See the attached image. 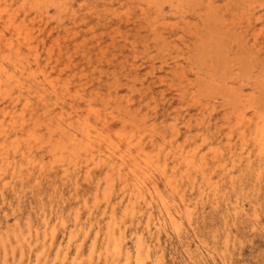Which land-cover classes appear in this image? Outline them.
I'll return each instance as SVG.
<instances>
[{
	"label": "rangeland",
	"instance_id": "374dc122",
	"mask_svg": "<svg viewBox=\"0 0 264 264\" xmlns=\"http://www.w3.org/2000/svg\"><path fill=\"white\" fill-rule=\"evenodd\" d=\"M10 1L12 0H2V4L5 5ZM15 1L13 0L14 4L16 3L14 9L21 10V12L18 11V19L22 21L20 20L21 23L18 24H22L24 21L22 24L24 33L31 32L33 49L27 48L28 45H26L25 39H22L23 36L21 39L24 42L2 23L4 27L0 24V61L6 55L15 60L17 54L15 51L19 48H22L20 50L21 57L26 59L27 64L36 62L35 59L38 56L39 65L37 62L31 64L32 72L35 71L34 73L40 77L39 80H43L44 75L41 71L44 69L49 81L53 84L55 82L54 85L58 89V94H56L50 87L51 85L46 87L49 108L54 110L51 111L53 117H57L59 113L65 111L73 113L74 121H76L77 116L86 117L91 106L93 108L91 122L95 125L94 127L104 128L103 122L97 117L100 115L103 119L107 116L108 125L105 126L104 132L115 138L119 133L134 134L135 141L138 142L141 138V144L153 155H156L162 146V160L166 154H172L181 149L187 151L197 148L200 155L208 156L210 167H214L212 151L220 148L226 155L225 158L229 160L231 156L230 144L233 146L234 153L245 154L241 164L235 168L229 167L232 168L231 175L221 174L220 169L214 175L212 183L220 182L221 194L225 195L218 205L207 201L195 206V203L200 199L199 191L189 190L187 187L186 200L191 204L190 210L193 211V215L189 218L185 215V208L181 204L180 196L174 194L175 197H173L174 195L170 194V197L176 200L177 205L181 206L180 209L184 214L181 236L172 229L170 224H167L160 234L155 232V225L163 222L164 219L156 206L152 209L153 234H146V236L149 237V241L154 247L153 252H158L156 256L162 257V264H264V169L262 172L260 171V174L255 164L257 159L252 143H249L247 147L254 154L255 165L251 170L247 168L245 152L248 150L242 148L238 131L234 127L237 111H245L248 117H252L255 111L264 113V75H262L264 74V7L261 9L262 5L264 6V0H256L258 3L255 0H231L233 2L214 0L212 4L209 2L207 4L209 0H187V2L182 0L181 3L184 4L180 3L181 0H175L177 2L154 0L153 3H150L149 0ZM227 1L230 6L225 5ZM178 2L184 8L177 5ZM23 3H27L26 7L21 5ZM200 3L202 4L199 5ZM160 4L162 5L160 6ZM39 5L41 6L38 7ZM218 5L219 7H217ZM68 7L70 8L68 9ZM150 7H154V9H150ZM214 7L219 9L215 10ZM204 8H207L208 13ZM40 9L42 10L40 11ZM182 9L184 10L182 11ZM155 11L157 12L155 13ZM198 11L202 14L199 15ZM174 12H178L179 15L177 16L178 13ZM157 13L160 15L158 16ZM211 14H213V18ZM209 15L210 18H208ZM181 17L186 18L183 20L185 23L181 21ZM202 18L204 21L211 20L202 23ZM215 18L219 20L216 19V22H213ZM75 21L79 23L75 24L77 23ZM207 22L214 29L211 25L206 24ZM205 26L212 30H206ZM171 29L172 31H170ZM177 30L179 31L177 32ZM185 30L190 31L186 32ZM186 33L188 34L186 35ZM189 33L191 38H189ZM10 39L14 40L16 46L12 52L8 48ZM239 39L243 41L241 42ZM20 41L21 43H19ZM205 50H210V52ZM5 53L6 55H4ZM231 67L233 70H229ZM240 68L243 72L240 71ZM218 69L219 71H217ZM170 72L171 75H169ZM229 73L230 77L227 76ZM10 89L15 97L20 96L19 88L14 86ZM28 90L29 88H26L24 91L23 99L27 96ZM41 90L42 88L36 85L31 89L34 111L33 116L28 117L29 120L32 119L28 123L29 128L35 127V124L38 123V127H36L38 141H34L32 149L36 169H32L34 173L32 176H27L28 173L25 169L24 180L19 177L13 178L12 170L9 172L8 189L4 196L0 195V226L4 228L3 231H12V227L18 222L24 229L27 228L29 221L32 222V225L39 226L42 214L45 213L52 225L59 223L61 216H64L67 225L72 227L74 215L80 210L81 223L91 229L81 252L83 255L81 258L86 261L96 232L101 229L99 233V247H101L110 221L111 208H106L105 194H111L109 196L111 202L116 205L119 217H121L122 205L120 201L123 193L119 182L115 183L113 189L110 190L108 187L105 190L108 185L106 182L108 171L104 165L94 168L95 172L91 181H87L85 173L81 172L78 191H76L72 179L64 178L62 166L65 165L64 163H68V158L64 163L57 162L58 156L54 154L53 150H50L52 149L49 144L51 137L45 124L47 123L45 114L47 108L37 97V92ZM208 91L209 93L206 94ZM4 92L5 90L0 95L1 108L9 106V100L5 98ZM239 93L245 96L243 99L249 97L250 103L242 105ZM60 96L64 97L63 100ZM225 97L227 98L225 99ZM254 98L259 101H254ZM153 123H155L154 126H152ZM123 148L125 149L124 145ZM136 150L134 149V153L138 155L139 151ZM16 162H22L20 156L16 158ZM230 162L228 161V164ZM169 163L173 165L172 159L169 160ZM41 165H44L45 174L43 176H40L38 171ZM38 176L39 180L36 179ZM232 176L233 180H231ZM154 179L158 180L161 190L169 195L160 173H156ZM98 182L102 185V189L96 201L94 195ZM85 201L88 206L96 207L91 218L88 215ZM95 202L97 203L95 204ZM235 206H239L242 211L239 215H236ZM147 216L148 214L134 223L127 221L125 245L133 252L136 250V233L146 229ZM67 236V232L60 228L58 243L61 241L66 243ZM75 245L70 249L68 260L64 264H73V259L76 257ZM36 251L35 249L29 253L27 250L22 261H20V249L16 251V260L10 252L8 264H34ZM55 254L56 251H52L51 259L55 257ZM4 262L5 251L0 243V264H4ZM99 264H104V262L101 261ZM147 264L152 263L148 261Z\"/></svg>",
	"mask_w": 264,
	"mask_h": 264
},
{
	"label": "bare ground",
	"instance_id": "6f19581e",
	"mask_svg": "<svg viewBox=\"0 0 264 264\" xmlns=\"http://www.w3.org/2000/svg\"><path fill=\"white\" fill-rule=\"evenodd\" d=\"M21 1L23 2V0H21ZM36 1L40 2L41 0H36ZM46 1H48V0H46ZM139 1H141V0H139ZM157 1L159 2V0H157ZM165 1L166 0H164V2ZM228 1L225 3V5L228 4ZM244 1H246V0H244ZM14 2H16V1L14 0ZM14 2L12 0L10 2H6V4L3 5L2 0H0V24L1 25L5 24V27L8 30L10 29L14 33V35L18 37V39H21V37L23 36L22 39L23 40L25 39L24 41H26V43H27L26 45H28L27 48L29 47L30 48L29 50H32L33 47L31 46V38H30L31 32L30 31L25 32L26 36L24 37L25 33H24L23 26H22L24 21L22 22V24H18V23H21L20 22L21 19L20 20L18 19V14H19L18 11L20 9H18V10L14 9V5L16 4V3L14 4ZM149 2L153 3L154 0H149ZM175 2H177V1H175ZM181 2H182V0L180 1V3ZM183 2H184V0H183ZM186 2H187V0H186ZM208 2L210 4H212V3H214V0L207 1V4H209ZM231 2H233V1H231ZM238 2L239 1H237V3ZM30 3H29V5H30ZM137 3H138V1H137ZM202 3H200L199 5H201ZM26 4L27 3H23L21 5H23V7H26L25 6ZM157 4H159V3H157ZM176 4H175V6H176ZM181 4H184V3H181ZM181 4H179V2H178L177 5L180 6ZM161 5L162 4H160V6ZM164 5H166V4H164ZM40 6L41 5H39L38 7H40ZM252 6H253V4H252ZM36 7H37V5H36ZM169 7H171V6H169ZM194 7H196V6L194 5ZM217 7H219V5ZM226 7H228V6H226ZM248 7H250V6H248ZM263 7L264 6L262 5L261 9ZM69 8L70 7H68V9ZM152 8L154 9V7H152ZM152 8L150 7V9H152ZM200 8H201V6H200ZM207 8H204V9H206V11H207ZM214 9H215V7H214ZM216 9L218 10L219 8H216ZM41 10L42 9H40V11ZM81 10H82V8H81ZM183 10L184 9H182V11ZM212 10H213V8H212ZM64 11H67V10H64ZM147 11H148V9H147ZM174 11H176V9H174ZM199 11H198V13H199ZM20 12H21V10H20ZM156 12L157 11H155V13ZM185 12H186V10H185ZM190 12H192V11H190ZM193 12H195V11H193ZM177 13H175V14H177ZM207 13H208V11H207ZM33 14H34V12H33ZM157 14H158V16L160 15V13H157ZM162 14H163V11H162ZM180 14H181V12H180ZM197 14H196V16L199 17V15H201L202 12H201V14L199 13V15H197ZM165 15H164V17H165ZM178 15H179V13L177 14V16ZM211 15L213 18V14H211ZM181 16H183V15H181ZM23 17H24V15H23ZM210 17L211 16L209 15L208 18H210ZM89 18H91V17L89 16ZM161 18H162V16H161ZM206 18H207V15H206ZM37 19H39V18H37ZM75 19H77V18H75ZM85 19H86V17H85ZM179 19H180V17H179ZM185 19L182 18L181 21H183ZM216 19H218V18H215V20H213V22L214 21L216 22ZM202 20H203V18H202ZM207 20H208V22H210L209 20H211V19H206V21ZM218 20H217V23H219ZM206 21L203 20V22L202 21L201 22L204 23ZM222 21H223V19H222ZM35 22H37V21H35ZM61 22H62V20H61ZM75 22H77V21H75ZM166 22H164V23H166ZM208 22L206 24H208ZM78 23L79 22H77L75 24H78ZM155 23H152V24H155ZM183 23H185V22L183 21ZM188 23H189V21H188ZM202 23H201V25H202ZM174 25H175V23H174ZM208 25H211V24H208ZM26 26H27V24H26ZM177 26H180V25H177ZM3 27H4V25H3ZM155 27H156V25H155ZM196 27H198V26H196ZM216 27H215V29H216ZM149 28H151V26ZM179 28H182V27L180 26ZM179 28H177V29H179ZM184 28H186V26ZM212 28H213V26H212ZM203 29H204V26H203ZM207 29H210V28L206 27V30ZM210 30H212V29H210ZM170 31H172V29ZM174 31H176V30H174ZM178 31L179 30H177V32ZM185 31L187 32L190 30H185ZM185 31H184V33H185ZM194 31H196V30H194ZM213 31H215V30H213ZM200 33H203V32H200ZM222 33H224V32H222ZM173 34H175V33H173ZM187 34L188 33H186V35ZM196 34H197V32H196ZM14 35H13V38H14ZM189 35H190V33H189ZM148 36H149V34H148ZM243 36H244V33H243ZM189 38H191V35ZM195 38H197V37H195ZM32 39L34 40L33 35H32ZM219 39H221V38H219ZM17 41H19V40H17ZM42 42H44V41H42ZM144 42H145V40H144ZM217 42L220 43V41H218V40H217ZM19 43H21V41ZM8 44H9L8 48L11 50V52L13 50H15L16 46H15L13 39H10ZM37 44H38V42H37ZM229 44H230V42H229ZM204 45H205V47L208 48V46H206V44H204ZM37 47H38V45H37ZM212 47H214V46H212ZM173 48H174V46H173ZM183 48H184V46H183ZM21 49L22 48H19L15 51V53L17 52V54L15 56L16 57L15 60H12L10 58V56H7L5 53L4 55H6V56H4L3 59L0 61V95H1V92L3 90H5V92H4L5 98H8V100H9V106L4 107V108L0 107V195L4 196L5 191L8 189L9 183L7 181V178H8V174L11 170H12L11 176L13 178L19 177L22 180H24L25 178L23 176H24V170L25 169L28 173L27 176L28 175L32 176L34 174L33 170L36 169L35 160H33V157H32V154H33L32 149L34 148V145H33L34 141H38V138L36 137V131H38V129L36 127H38V123H36L35 127H33V128H31V127L29 128V125H28L29 121L32 120V119L29 120L28 117H32L33 111H34V109H32V101H31L32 100L31 99L32 92H31V89L34 87V85H36V86L42 88L41 91L37 92V95H38L37 97H38L39 101L47 108V111L45 112V114L47 116V119H46L47 123H45V124H46V129L50 132V137H51V141L49 142V144L52 147V149H50V150H53L54 154L58 156L56 158L57 162L59 161V162L64 163L65 159L68 158V161H67L68 163H64L65 165L62 166L64 168V172H63L64 178L67 180L72 179L74 181L75 189H76V191H78L79 182H80V180H79L80 173L84 172L85 173L84 176H85L86 180L91 181L93 179V175L95 172L94 168L104 165L108 171L107 180H106L108 185L106 186L105 190L108 187H110V190L113 189L116 182H119V184L121 186V191L123 193L122 194V200L120 201V204L122 205V207H121L122 208V215H120L121 217H119L116 205L112 204L111 199H110L111 197H109L111 194H105V198L107 199L106 200L107 201L106 208L107 209L109 207L111 208L110 221L108 223V227H107V231L105 233L104 239L102 238L103 244L101 247H99V242H100L99 233H100L101 229L96 232V235H95V237L92 241V244H91L90 253H89L86 261H84L83 258H81V256H83L81 252H82V249L84 246V242H85L86 238L89 236L91 229H90V227H85L84 223H81L80 210H78L76 212V214L74 215L75 218H74V224L72 227H69L67 225V222H66L64 216H61L59 223L52 225L51 222L49 221V217L45 213L42 214V217H41V224H40L41 226L40 225L34 226V225H32L31 221H29V223L27 224V228H25V229L19 224V222L16 223L14 225V227H12L13 228L12 231H9V230L3 231L4 228L2 226H0V243H1V245L5 251V262H4V264H8V262H9L8 257H9L10 252L13 254V258L16 260V251L18 249H20V252H21L20 253L21 254L20 261L24 260V257L26 256L27 250L29 251V253H31L32 251H34L36 249L37 251H36V258L34 260V264H64V262H66L68 260V255L70 254V249L72 248V246L74 244H76L75 245V248H76V255L75 256L76 257L73 256L74 257L73 264H99L101 261H103L104 264H147L148 261H151L152 264H162V261H163L162 257L156 256V254L158 252L157 253L153 252L154 247L151 244V242L149 241V237L146 236V234H148V235L153 234L154 228H152V225H153L152 224L153 223V221H152V219H153L152 209L156 206L159 209V211L162 214L163 219H164L163 222H159L157 225H155V228H156L155 232L160 234L162 229L166 228L167 224H170L172 229L179 236H181L182 230H183L182 219L184 218V214L182 213V211L180 209L181 206L177 205L176 200L174 198L172 199V197H170V194H173V195L178 194L180 196L181 202H182L181 204H183V206L185 208V210H184L185 215L189 218H191V216L193 215V211L190 210L191 204H189L186 200L187 187H189V190L190 189H192V190L196 189L199 191L198 196L200 197V199L198 200V202L195 203V206L200 204V203L207 202V201H211L213 204L218 205L220 203V200H222L225 195L221 194V186L219 184L220 182L212 183L214 175L217 174L218 169H220V172L223 175H231L232 174L231 169L235 168L236 166H238L239 164L242 163V160H243V157L245 154L242 153V154L238 155V154L234 153L233 152V150H234L233 146H231V144H230L229 147H230L231 156H230L229 160L225 158L226 155H224V153H222V150L220 148L212 151L213 152L212 159H213V163L215 165L214 167H210L211 163L209 161L208 156L206 154L200 155L197 148H194V149L192 148L191 150H187V151H185L184 149H181L180 151H176L172 154H170V153L166 154L165 155L166 157L162 160V157H161V153L163 151L162 146H160V148L158 149L159 152L156 155H153L151 152L147 151V149L143 146V144H141L142 143L141 138L138 142L135 141L136 137L134 134L132 135V134H126V133H119L117 135V138H115L112 135L104 132L105 126L108 125L107 116H105L103 119H101L100 115H98V117H97L98 119H100L103 122L104 128L97 129L96 127H94L95 125H93L91 122V117H92V112H93V108L91 106H90L91 108L89 107V109H88V115L84 118L77 116L76 121H74L73 113H67L65 111L59 113L57 115V117H53L51 115V111H54V110L49 108L50 105L48 104V98H47L48 97V95H47L48 89H46V87H47V85H51L50 87H52V89L54 90V93L58 94L57 93V91H58L57 86L54 85L55 82L53 80L52 81L54 82V84L51 81H49V77L47 76V73H45L46 71L44 69H42V71H41V72H43L44 79L42 78L43 80H39L40 77L38 75H36V73H34L35 71L32 72L31 64H33L35 61L30 63V64H27L25 61L26 59L21 57V55H22V53L20 51ZM166 50H167V48H166ZM205 51L210 52V50H205ZM246 51L248 52V50H246ZM223 52H225V51H223ZM226 52H227V50H226ZM242 52L244 53V50H242ZM0 54H1V51H0ZM35 55H37V54H35ZM39 56H40V52H39ZM33 57L35 58V56H33ZM220 58H222V57H220ZM232 58H234V57H232ZM29 59L30 58H28V60ZM226 59H225V62H226ZM35 60L37 62V65H39L38 56H36ZM223 60H224V58H223ZM29 61L31 62V60H29ZM40 61H42V60H40ZM217 61H218V59H217ZM257 63H258V61H257ZM219 64H221V63H219ZM240 65H241V63H240ZM221 67H220V69H221ZM249 67H251V66H249ZM38 68H39V66H38ZM176 68H177V64H176ZM222 68L224 69V67H222ZM237 68H239V67H237ZM30 69H31V71H30ZM227 69H229V68H227ZM231 69H232V67L229 70H231ZM244 69H245V67L243 68V70ZM215 70H216V68H215ZM217 71H219V69ZM240 71L243 72L241 70V68H240ZM171 74L172 73L170 72L169 75H171ZM203 74H205V73H203ZM164 75H165V73H164ZM214 75H216V74H214ZM262 75H264V74H262ZM221 76H223V75H221ZM227 76L230 77V73H229V75L227 74ZM246 77H248V76H246ZM200 81H199V83H200ZM204 82H206V81H204ZM257 83H259V82H257ZM14 86L16 88H19V90L21 92L20 96H18V97H15L12 90L10 89V87H14ZM208 86L209 85L207 84V87ZM26 88L27 89L29 88L28 94L23 99L22 96L25 95L24 91L26 90ZM202 90H204V89H202ZM221 92H223V91H221ZM207 93H209V91L206 92V94ZM211 93H214V92L211 91ZM238 95H239V99H241L240 102L242 103V105L245 106L246 105L245 103H248V104L250 103L249 97H247L248 99H243L245 97L244 95H242L241 93H239ZM227 97H225V99ZM61 98L63 100L64 97H61ZM78 98H80V97H78ZM253 100L259 101V100H255V98ZM63 104H62V106H63ZM256 104H259V103H256ZM20 106H22V107L20 108ZM69 108H71V107H69ZM236 110H238V109H236ZM95 113L98 114V112H95ZM154 124L155 123H153L152 126H154ZM234 127H236V131H238V136H239L240 142L242 143L241 145H243L242 148L245 150H248V152H245L246 153L245 161L247 162V164H246L247 168H249L251 170V168L256 164L259 172L260 171L262 172V170L264 169V113H261L259 111H255V113L252 117H248V115L246 114L245 111L244 112H238L237 111L236 112V124L234 125ZM54 138H56L57 140L56 139L54 140ZM229 142H231V141L229 140ZM249 143H252V145L255 147L254 153H256L255 158L257 159L255 164H254V160H253L254 154L252 151H249V149L247 147L249 145ZM123 145L125 146V149L123 148ZM134 149H137L139 151L138 155H135ZM47 154H48V152H47ZM19 156L22 159L21 163L16 162V158H18ZM237 156L239 158L236 159L235 157H237ZM171 159H172L173 165H171L169 163V160H171ZM228 161H231L230 164H228ZM230 166L232 168H229ZM38 171H39L40 176H43L45 174L44 165L39 166ZM261 172H260V174H261ZM156 173H160V176L165 183V187H166L167 191L169 192V195L164 193V191L161 190V187H160V184L158 183V180L154 179V176ZM36 179L39 180L40 177L38 176ZM233 179H234V177L232 176L231 180H233ZM82 180H84V179H82ZM101 189H102V185L100 184V182H98L96 184L95 195H94L96 201L99 198V194H100ZM242 193H243V191H242ZM173 197H175V195ZM106 201H104V202H106ZM96 203L97 202H95V204ZM85 205L88 209V215H90V218H91V216L94 213V208H96V207L95 206H93V207L88 206L86 201H85ZM234 210L236 212V215H239L242 212L240 210L239 206H235ZM104 213H106V211H104ZM146 214H148V216H147L148 217L147 227L145 230H143V231L139 230L136 233V250H135V252H133L132 250L127 248L125 245L126 232L128 229L127 221H131L132 223H134L135 221H139ZM85 222H87V221H85ZM60 228H63L67 232L68 236H67L66 243H64L63 241L58 243V230ZM52 251H56L55 257L53 259H51ZM17 259H18V257H17Z\"/></svg>",
	"mask_w": 264,
	"mask_h": 264
}]
</instances>
